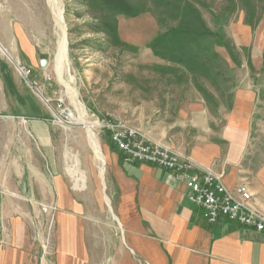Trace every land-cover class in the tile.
<instances>
[{"label": "rangeland", "instance_id": "obj_1", "mask_svg": "<svg viewBox=\"0 0 264 264\" xmlns=\"http://www.w3.org/2000/svg\"><path fill=\"white\" fill-rule=\"evenodd\" d=\"M129 2L138 8L135 15L110 11L86 0H0V36L5 39L0 43L13 59L0 47V118L4 120L0 122V168L23 173L28 164L36 163L47 175L62 173L71 191L87 201L91 230L98 233L113 232L118 226L107 203L109 167L98 118H111L136 128L148 139L183 150L218 141L235 92L253 88L257 97L245 155L247 172L254 174L264 163V0ZM58 7L62 9L61 25L54 13ZM198 15L214 33L206 39L203 51L207 56L217 54L213 61L204 57L202 75L178 61L169 47L151 48L156 35L175 26H195ZM107 22L112 29H103ZM13 23L23 26L36 48V62L22 52ZM63 36L67 48L61 58ZM42 60H47L45 66ZM17 64L30 71L29 75ZM16 84L46 108L44 117L53 134L45 152L28 129L31 118L16 114ZM196 103L203 105L202 111L188 109ZM32 105L36 108L39 104ZM15 121L21 124L22 133ZM90 127L105 156L104 180L100 178L102 164L89 139ZM76 159L80 162L79 184L71 172ZM19 199L26 202L20 194ZM38 199L51 201L55 196L53 192L41 193ZM40 203L38 208L18 203V208H9L7 213L34 223L43 252L51 249L50 245L55 247L58 209Z\"/></svg>", "mask_w": 264, "mask_h": 264}, {"label": "crops", "instance_id": "obj_2", "mask_svg": "<svg viewBox=\"0 0 264 264\" xmlns=\"http://www.w3.org/2000/svg\"><path fill=\"white\" fill-rule=\"evenodd\" d=\"M13 24L22 52L36 62L37 50L23 26ZM0 40L5 41L1 36ZM16 85V114L31 118L28 129L45 152L53 134L44 117L46 108ZM256 97L253 88L238 89L219 140L178 151L213 168L227 186L245 187V195L250 191L253 196L251 205L264 215V163L253 174L247 172L245 162ZM34 102L38 107L33 108ZM188 109L200 112L203 105L191 104ZM14 125L22 133L21 124L15 121ZM103 136L101 144L109 167L107 203L118 223L116 230H91L87 201L71 191L62 173L47 175L36 163L28 164L23 173L16 168H0V264H264V233L227 219L209 223L204 210L190 201L185 183L172 172L148 163L125 164L108 132ZM47 160H51L49 155ZM50 192L55 200L39 201V194ZM19 194L26 202L19 199ZM40 202L58 209L55 247L50 245L51 249L43 252L34 223L7 213L9 208H18V203L38 208ZM42 253L46 256L41 260Z\"/></svg>", "mask_w": 264, "mask_h": 264}, {"label": "built area", "instance_id": "obj_3", "mask_svg": "<svg viewBox=\"0 0 264 264\" xmlns=\"http://www.w3.org/2000/svg\"><path fill=\"white\" fill-rule=\"evenodd\" d=\"M18 67L26 76L29 75L30 71L26 68L19 64ZM35 88L39 91L38 87ZM46 102L49 103V100ZM96 123L101 131L109 132L110 139L125 164L148 163L159 166L184 182L190 201L204 210V216L209 223L228 218L264 233V215L251 205L253 196L244 195L241 185L235 188L227 186L223 177L213 168L200 164L191 155L144 137L132 126L118 123L111 118H98ZM46 247L48 248V242Z\"/></svg>", "mask_w": 264, "mask_h": 264}, {"label": "trees", "instance_id": "obj_4", "mask_svg": "<svg viewBox=\"0 0 264 264\" xmlns=\"http://www.w3.org/2000/svg\"><path fill=\"white\" fill-rule=\"evenodd\" d=\"M90 2H97L102 4L106 9L110 11H116L126 15H135L138 11L135 6L131 5L129 0H86ZM180 9V6H179ZM180 12L181 20L183 19L182 13ZM180 20V22H181ZM180 24V23H179ZM103 29H112L111 25L107 23L102 24ZM100 27H97L99 29ZM214 36V33L206 27V24L203 20L200 19L199 15L197 16V23L195 26H175L170 28L166 33L161 32L156 35L151 43V48H170V52L176 55L178 61L186 64L189 67V70L193 71L196 74H203L204 71L202 68L206 66V61L204 57L208 60H215L217 54L210 52L209 56L206 55V52L203 50L206 48L208 37ZM226 45V44H225ZM170 59V58H169ZM171 59H173L171 57ZM109 134V132H108ZM111 140V139H110ZM115 148L116 145L112 142ZM232 221L228 218H222Z\"/></svg>", "mask_w": 264, "mask_h": 264}, {"label": "bare ground", "instance_id": "obj_5", "mask_svg": "<svg viewBox=\"0 0 264 264\" xmlns=\"http://www.w3.org/2000/svg\"><path fill=\"white\" fill-rule=\"evenodd\" d=\"M54 1V0H52ZM55 4V3H54ZM55 15L57 16V19H58V22L60 23H63V17H62V9L60 7L57 8V12H54ZM66 31V30H65ZM65 34V32H64ZM61 37H62V34H61ZM62 40V39H61ZM66 48H67V41H66V38L65 36H63V40L61 42V45H60V57L62 58L63 56H65V52H66ZM6 53V52H5ZM60 60V59H59ZM58 64V63H57ZM19 68V67H18ZM19 70L22 72V70L19 68ZM74 94V93H73ZM84 120V121H83ZM83 121V124H87V122H85V118L82 119ZM88 134H89V139L91 140V143L93 145V148H94V152H95V155L97 157V159L101 162L102 164V167H101V175H100V178L102 180H104V168H105V156H104V153L102 151V148L99 144V141L97 139V136L94 134V130L90 127L88 129ZM145 137V136H144ZM76 168L75 169H71L72 171V175L75 177V180L76 182L79 184V171H80V162L79 160L76 159ZM77 184V185H78ZM76 185V184H75ZM104 188V187H103ZM241 190L243 192V194L245 195V189L241 186ZM262 215V214H261Z\"/></svg>", "mask_w": 264, "mask_h": 264}, {"label": "water", "instance_id": "obj_6", "mask_svg": "<svg viewBox=\"0 0 264 264\" xmlns=\"http://www.w3.org/2000/svg\"><path fill=\"white\" fill-rule=\"evenodd\" d=\"M0 47L6 52V54H8L7 50L1 45V43H0ZM8 56L12 59V57L10 55H8ZM46 63H47V60H42V66H45Z\"/></svg>", "mask_w": 264, "mask_h": 264}]
</instances>
